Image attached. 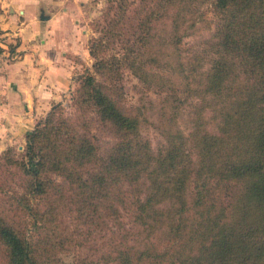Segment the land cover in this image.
<instances>
[{
    "label": "trees",
    "instance_id": "1",
    "mask_svg": "<svg viewBox=\"0 0 264 264\" xmlns=\"http://www.w3.org/2000/svg\"><path fill=\"white\" fill-rule=\"evenodd\" d=\"M203 4L220 49L191 90L210 97L216 127L197 106L194 129L154 157L123 73L170 66ZM92 28V69L73 76L69 103L0 152L4 264H52L60 250L77 251L73 264H264V0H107ZM96 123L113 138L103 149Z\"/></svg>",
    "mask_w": 264,
    "mask_h": 264
},
{
    "label": "rangeland",
    "instance_id": "2",
    "mask_svg": "<svg viewBox=\"0 0 264 264\" xmlns=\"http://www.w3.org/2000/svg\"><path fill=\"white\" fill-rule=\"evenodd\" d=\"M106 4L107 0H77L75 3L76 8L72 12L74 15V12L78 10L77 16L81 17L80 27L84 32V36L82 31H79L77 35L80 38L79 42L87 48V56L85 59H80L81 65L75 69L73 76L78 75L86 69H92L93 58L89 54L87 43L89 37L96 33L92 28V22ZM206 7L204 4L201 6V10L203 9L201 16L197 19L195 25L188 29L175 52L172 51V47L163 48V52L172 51V57L174 58L178 55L177 59L171 61L170 66L157 65L153 68V74L148 75L144 79H140L130 71H124L123 73L124 103L128 113L138 116V131L140 136L147 140L150 146V153L154 157H157L163 150L169 133L180 131L186 135L194 129L195 119L197 118L196 110L199 108L197 106H202V104L206 106L202 113L206 127L208 129L216 127L218 116L215 115L216 118H212L213 110L211 109L210 97L205 96L202 99V95H197L195 91L191 90V88H200V86L204 85L206 75L213 64V59L218 56L220 49L219 43L215 38L216 31L212 21V12ZM45 15L44 9L41 8L39 18L43 20L41 17ZM72 21L74 20L72 19ZM7 35H10V33ZM84 37L85 42L83 43L81 39H84ZM1 42L7 46H4ZM10 42L0 40V52L10 50L13 43ZM155 47H157V44ZM175 61H180L182 66L178 65ZM74 85L75 82H72L71 88L63 100H60L65 105L70 101V91ZM92 133L95 135L96 141L101 145V149L105 148L113 140L109 129L98 123L93 125ZM2 139L0 138V152L10 146L19 152L23 148L25 134L23 140H21V146H19L18 142H14L10 136H8L10 140H6L5 137H2ZM4 174L2 169H0V178ZM141 180L145 179L141 178ZM143 183L140 186L141 188L144 187ZM15 192L21 193L22 191H13L12 194ZM141 195L144 196L145 192H142ZM14 216L15 218L17 217L16 214ZM65 218L68 219L67 213ZM84 224L73 221V224L69 226L72 229ZM111 224H113L112 221H107L106 227H111ZM115 226V224L112 225V227ZM71 232L69 230V233ZM76 254V250L56 251L51 256L55 259L52 261V264H73ZM4 262L5 252L0 244V264H4ZM88 264L92 263L89 262Z\"/></svg>",
    "mask_w": 264,
    "mask_h": 264
},
{
    "label": "crops",
    "instance_id": "3",
    "mask_svg": "<svg viewBox=\"0 0 264 264\" xmlns=\"http://www.w3.org/2000/svg\"><path fill=\"white\" fill-rule=\"evenodd\" d=\"M76 1L0 0V40L13 42L0 52L1 140L10 136L21 146L37 117L71 88L74 71L87 56L77 35L84 36L81 17L72 12Z\"/></svg>",
    "mask_w": 264,
    "mask_h": 264
},
{
    "label": "built area",
    "instance_id": "4",
    "mask_svg": "<svg viewBox=\"0 0 264 264\" xmlns=\"http://www.w3.org/2000/svg\"><path fill=\"white\" fill-rule=\"evenodd\" d=\"M10 35H12V33H11V32H10ZM8 55H10V56H11L12 54H11V53H8Z\"/></svg>",
    "mask_w": 264,
    "mask_h": 264
},
{
    "label": "water",
    "instance_id": "5",
    "mask_svg": "<svg viewBox=\"0 0 264 264\" xmlns=\"http://www.w3.org/2000/svg\"><path fill=\"white\" fill-rule=\"evenodd\" d=\"M41 18H45V17L42 16Z\"/></svg>",
    "mask_w": 264,
    "mask_h": 264
}]
</instances>
